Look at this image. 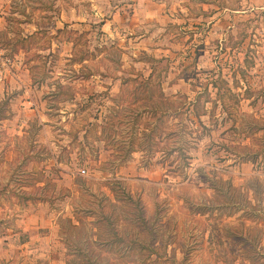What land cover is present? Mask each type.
Wrapping results in <instances>:
<instances>
[{
    "label": "rangeland",
    "instance_id": "rangeland-1",
    "mask_svg": "<svg viewBox=\"0 0 264 264\" xmlns=\"http://www.w3.org/2000/svg\"><path fill=\"white\" fill-rule=\"evenodd\" d=\"M257 1L0 0V107L6 111L0 120V190L7 184L29 187L25 176L35 164L33 176L42 171L52 177L58 195L28 204L2 197L0 237L9 236L13 244H5L0 264H69L74 258L83 264L82 252L95 251L101 253L100 264H140L137 254L88 244L95 228L87 209L96 205L95 194L114 198L109 187L140 198L145 215L157 218L161 237L170 241L168 251L175 253L176 262L167 264H178L184 255V264H252L236 240L227 238L225 227L254 222L228 206L227 185L217 186L224 187L222 196L211 183L230 180L254 200L253 187L264 204V8ZM65 26L87 32L82 42L94 56L72 62L73 43L55 37L43 49L44 35L54 36ZM34 32L35 39L22 42ZM150 75L176 106L185 102L184 110L219 75L229 79L239 103L231 115L218 108L202 115V123L187 109L185 154H169L179 139L164 132L174 130L180 117L168 122L165 117L156 151L138 149L117 167L112 160L119 153L102 149L103 144L135 137L131 128L139 112L141 126L159 122L144 108L152 102L135 103L132 84L123 81ZM59 81L73 86V100L50 99ZM205 99L207 94L201 112L212 106ZM87 122L113 127L93 142L99 157L88 148L82 163L78 147L70 153L64 147L72 140L70 130ZM36 216L46 217L40 228ZM258 226L264 250V220ZM15 235H28L31 243L18 247Z\"/></svg>",
    "mask_w": 264,
    "mask_h": 264
},
{
    "label": "trees",
    "instance_id": "trees-1",
    "mask_svg": "<svg viewBox=\"0 0 264 264\" xmlns=\"http://www.w3.org/2000/svg\"><path fill=\"white\" fill-rule=\"evenodd\" d=\"M86 33L87 32L85 31L79 32L78 30L68 29V27L65 26L62 29H58L54 36L44 35L47 43L43 45V49L49 47L48 45H50L52 38H62L73 43L71 61L83 63L94 56V53L84 46L86 40L82 42ZM37 35V32L31 33L23 38L22 42L26 43L30 39L33 40ZM30 60L31 59L28 61ZM153 60L155 59L153 58ZM138 76H129L128 78H124L123 81L132 84L134 88L132 94L135 96V103H137V101H143L141 105L143 106L149 104V101L152 102L151 105H147L144 108L145 110L149 108L151 111H147L148 114L151 117H156L159 122H154L152 124H145L144 122L143 126H141L138 122L139 117L141 116V112H139L137 114V119L134 121V125L131 128L133 130L132 134L135 135V137H132L128 143L119 142L103 144L102 149L113 150L114 152L119 153L118 155L116 154L113 158L114 160H112L113 163H115L116 160L119 162L117 167L123 166L129 162L131 154L138 149H141L142 151L147 150L150 153L156 151L158 145L156 138L162 131H164L163 119L165 117L167 122L170 118L173 119L180 117V119L173 124L174 127H171L175 128L174 130L176 131L169 128L170 131L164 132L166 135L165 137L179 139L176 146L169 149V154L173 152L185 154L181 142L187 133V130L183 131L184 127H187L184 123L187 116L183 117V115L188 112L187 109H189L188 113H190V110L192 109L197 117L196 121L202 123V115H206L208 112L212 115V112L215 109L217 110V108L220 109L222 114L228 113V115H231V110L234 109L235 104L239 103L238 97H236L232 87L228 84L229 79L224 75H219L217 78L212 79V81L205 83L204 89L197 91L195 97L188 102L189 107H186L185 110L183 106L185 102L176 106L175 102L166 95L160 83L154 84L151 82L152 75L142 79H139ZM156 89L158 90L157 92ZM139 91H142L144 94L138 95ZM75 94L72 85L59 81L55 84L54 89L48 94V96L50 99H53L58 103L73 100ZM205 94H207V99H205V101H210L212 106L210 110L207 108L205 111L201 112L198 110V107ZM231 100H233V102H231ZM204 105L205 102H203L202 106L204 107ZM5 117L6 111L0 107V120ZM193 121L194 120L192 119L191 122L194 123L195 121ZM108 125L109 122L104 125H100L97 122H87L81 127L72 128L69 132L72 140L64 147V150H67L70 153L75 147H78L79 153L77 156L80 162L83 163L87 159L86 155H83V152L88 148H95V151L97 152L95 159H97L100 155H98V153H100V147L94 146L93 142L103 139L105 134L106 136H109L108 129L112 128L113 125L111 127ZM255 132L256 131H253V133ZM99 133L101 134L100 136ZM247 136V134L244 135V139L248 138ZM245 146L247 148V145ZM31 148L32 143L29 145V149ZM57 161L61 162V159L58 158ZM35 170L37 171L36 165L34 164L31 171L27 172V175L25 176L29 179L26 184L29 187H16L12 189L11 187H8L7 184L6 187H3L0 190V206H3V204H1L2 197L3 199L17 198L18 201L21 200L28 204V202L51 201L58 196L55 191V180L42 171H39L38 176H33ZM116 183H119V181H116ZM219 184L227 185L232 191L228 198V206L232 207V209L241 210L243 216L246 217L247 220L254 222L252 225H244L243 223H240L239 225H236V227H225L227 238L233 241L236 240V243L242 254H244L246 260H250L252 264H264V260H261L264 258V250L262 247L263 231L260 226H258L259 223L264 220V204L262 200L257 199L258 191L252 187V189L255 190L254 193H252V195H254L253 200L249 198L250 193L248 194V191L241 194V190L235 187L232 184V181L218 178L213 180L211 185L215 188V192L221 193L222 196H226L227 194L223 191L224 187H217ZM109 188L114 195V198H111L106 193H101L102 195L95 194L96 205L87 209L90 215L94 217L95 228L94 235L88 239L90 247L93 248L99 246L100 248L107 250V252H116L120 255L124 250L127 252L126 255L137 254V262L140 264L145 262H151L152 264H167L170 261L174 263V249L168 251L170 241L164 239L160 235L162 225L158 222L157 218L150 219L145 215V209L141 199L135 198V196L125 190L123 195L120 196L119 187ZM71 226H74L72 229H77L75 228V225ZM25 240L26 237H23L22 242ZM19 251L17 253L22 252V250ZM96 255H98V260H94ZM81 256L84 257L83 264L101 263V261H99L101 258L100 252L95 251L91 252V254L82 252ZM186 258L187 255H184L183 259L178 261V264L186 263ZM75 260L77 259L74 258L68 263L77 264ZM240 262H242V260ZM78 264L82 263L78 262Z\"/></svg>",
    "mask_w": 264,
    "mask_h": 264
},
{
    "label": "crops",
    "instance_id": "crops-1",
    "mask_svg": "<svg viewBox=\"0 0 264 264\" xmlns=\"http://www.w3.org/2000/svg\"><path fill=\"white\" fill-rule=\"evenodd\" d=\"M258 2V1H257ZM260 7H262V8H264V0H260L258 3H257ZM41 218H43V219H41ZM46 217H44V216H36L34 219H33V222L36 224V226L38 227V228H40V227H42L43 225H44V221H46V220H44ZM41 220H43V221H41ZM35 227V226H34ZM34 227H32V228H34ZM9 237V236H8ZM8 237H6V238H4V239H1V237H0V258H2L3 257V249L5 248V244H9L10 242L12 243L13 241L11 240H9L8 239ZM23 237H26V240L24 241V242H22V238ZM23 237H16V235L15 236H13L12 237V239H14V241H16L17 239V246L18 247H24L26 244L27 245H29L30 243H31V241H30V236H28V235H24ZM40 239H42V238H39V240ZM41 241V240H40ZM13 244V243H12ZM16 245V244H15ZM41 247V246H40ZM25 248V247H24ZM34 248H36V249H39V248H37L36 246L34 247ZM41 249V248H40Z\"/></svg>",
    "mask_w": 264,
    "mask_h": 264
},
{
    "label": "built area",
    "instance_id": "built-area-1",
    "mask_svg": "<svg viewBox=\"0 0 264 264\" xmlns=\"http://www.w3.org/2000/svg\"><path fill=\"white\" fill-rule=\"evenodd\" d=\"M1 52H2V49H1V45H0V56H1ZM83 172H85V170H83Z\"/></svg>",
    "mask_w": 264,
    "mask_h": 264
}]
</instances>
